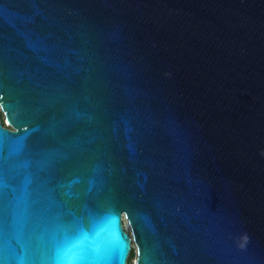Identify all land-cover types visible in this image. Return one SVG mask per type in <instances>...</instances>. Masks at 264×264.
<instances>
[{
  "label": "water",
  "instance_id": "1",
  "mask_svg": "<svg viewBox=\"0 0 264 264\" xmlns=\"http://www.w3.org/2000/svg\"><path fill=\"white\" fill-rule=\"evenodd\" d=\"M0 113L3 264H48L25 189L123 264H264V0H0Z\"/></svg>",
  "mask_w": 264,
  "mask_h": 264
},
{
  "label": "snow or ice",
  "instance_id": "2",
  "mask_svg": "<svg viewBox=\"0 0 264 264\" xmlns=\"http://www.w3.org/2000/svg\"><path fill=\"white\" fill-rule=\"evenodd\" d=\"M9 207L14 218L13 234L26 232L29 243L36 241L41 259L48 264H123L128 241L119 231L118 209L114 204L94 210L85 207L86 222L85 216L78 215L70 203L46 199L39 191L33 198L25 189ZM109 214H115L116 227L102 237L96 225Z\"/></svg>",
  "mask_w": 264,
  "mask_h": 264
},
{
  "label": "rangeland",
  "instance_id": "3",
  "mask_svg": "<svg viewBox=\"0 0 264 264\" xmlns=\"http://www.w3.org/2000/svg\"><path fill=\"white\" fill-rule=\"evenodd\" d=\"M2 117H3V115H2ZM4 124H5V126H7V123L5 121H4ZM123 226H124L125 231L130 234V229L128 228L129 226H128L127 221L125 219H123ZM135 256H136V252H135V249H133V258L131 260V264H134Z\"/></svg>",
  "mask_w": 264,
  "mask_h": 264
},
{
  "label": "trees",
  "instance_id": "4",
  "mask_svg": "<svg viewBox=\"0 0 264 264\" xmlns=\"http://www.w3.org/2000/svg\"><path fill=\"white\" fill-rule=\"evenodd\" d=\"M0 119H1V123L2 125H4V119L2 117V114L0 113ZM133 258V249H131L128 260H127V264H131V260Z\"/></svg>",
  "mask_w": 264,
  "mask_h": 264
},
{
  "label": "bare ground",
  "instance_id": "5",
  "mask_svg": "<svg viewBox=\"0 0 264 264\" xmlns=\"http://www.w3.org/2000/svg\"><path fill=\"white\" fill-rule=\"evenodd\" d=\"M129 228V227H128ZM134 264H135V260H134Z\"/></svg>",
  "mask_w": 264,
  "mask_h": 264
},
{
  "label": "built area",
  "instance_id": "6",
  "mask_svg": "<svg viewBox=\"0 0 264 264\" xmlns=\"http://www.w3.org/2000/svg\"><path fill=\"white\" fill-rule=\"evenodd\" d=\"M123 221V220H122ZM133 247V246H132ZM133 249V248H132Z\"/></svg>",
  "mask_w": 264,
  "mask_h": 264
}]
</instances>
